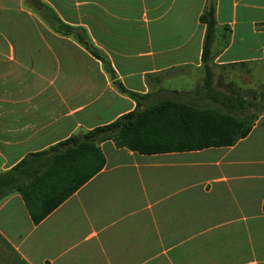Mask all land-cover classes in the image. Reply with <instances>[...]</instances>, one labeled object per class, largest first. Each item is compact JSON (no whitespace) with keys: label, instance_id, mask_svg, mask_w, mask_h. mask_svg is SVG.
<instances>
[{"label":"crops","instance_id":"0c3cea01","mask_svg":"<svg viewBox=\"0 0 264 264\" xmlns=\"http://www.w3.org/2000/svg\"><path fill=\"white\" fill-rule=\"evenodd\" d=\"M208 1L0 0V171L27 155L44 170L86 131L132 109L114 80L146 94L142 105H213V90L257 91L264 0H212L210 89L191 94L205 74L198 16ZM46 5L84 30L112 73L54 30ZM111 92L127 102L112 114ZM97 144L103 165L39 221L17 191L0 200V264H264V112L230 145L142 153L109 138ZM61 161L73 175L63 189L92 169L87 152Z\"/></svg>","mask_w":264,"mask_h":264},{"label":"trees","instance_id":"16d2710c","mask_svg":"<svg viewBox=\"0 0 264 264\" xmlns=\"http://www.w3.org/2000/svg\"><path fill=\"white\" fill-rule=\"evenodd\" d=\"M198 18L205 24L201 48L205 74L202 82L190 91L195 95L200 94L205 87L207 91L210 89L211 70L208 58L215 27L212 0L208 1ZM46 20L54 30L62 34H72L93 56L103 62L104 67L109 66V61L89 41L84 30L61 21L48 5ZM108 69L113 72L110 66ZM113 82L119 91L134 99L135 106L109 122L95 125L86 131L85 139L76 142V147L67 152L55 155L50 166L44 170L31 169L27 155L9 169L0 171V200L8 193L17 191L31 219L37 222L72 189L103 165L104 156L97 144L102 139L109 138L116 146L142 153L230 145L245 136L255 117L264 112V84L247 97L236 92H208L207 96L211 98L213 105L171 97L142 105V98L146 94L128 90L117 80ZM70 151H78L83 155L87 152L88 160L92 161V169H88L71 183L68 189H63V181L72 179L73 175L61 172L58 163L62 162V158Z\"/></svg>","mask_w":264,"mask_h":264},{"label":"rangeland","instance_id":"374dc122","mask_svg":"<svg viewBox=\"0 0 264 264\" xmlns=\"http://www.w3.org/2000/svg\"><path fill=\"white\" fill-rule=\"evenodd\" d=\"M250 64H252V63H243L244 66H247ZM254 64H257V63H254ZM259 64H260L261 69H264V62L259 63ZM261 72H262V70H261ZM259 78H261V77H259ZM259 81H262V79H259ZM263 83H264V81H263ZM263 83H260V85ZM256 89H258V87ZM239 91H240L241 95L247 97V96H250V93L252 90L250 88L242 86L239 88ZM85 100L86 99L83 98V95L79 96L80 102L85 101ZM100 104H101L100 102H94L93 104H88V105H100ZM109 105H110V113L112 114V112L114 110L118 109L121 105H127V102L123 99H120L118 96H116L114 93L111 92Z\"/></svg>","mask_w":264,"mask_h":264}]
</instances>
